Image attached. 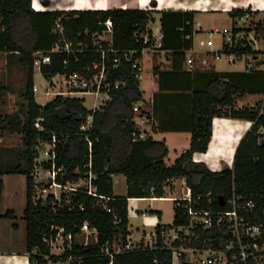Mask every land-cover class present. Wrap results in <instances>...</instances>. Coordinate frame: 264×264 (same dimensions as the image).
Returning <instances> with one entry per match:
<instances>
[{"label":"trees","instance_id":"trees-1","mask_svg":"<svg viewBox=\"0 0 264 264\" xmlns=\"http://www.w3.org/2000/svg\"><path fill=\"white\" fill-rule=\"evenodd\" d=\"M50 5V0H43ZM157 6V1L152 0ZM151 9H71V10H36L33 0H0V52L8 55L19 54L20 61L29 68L27 88L23 92L25 103L9 116L10 130L23 134L24 148L16 160L0 165V204L3 196L4 173H23L27 175V205L24 218L27 222V247L31 264H46L54 259L50 244L45 236L55 237L57 230L53 225L64 226L66 232L77 236L82 231L85 221L97 230V241L88 245L77 242L72 253L84 256L83 264H108L110 257L101 255V246L106 241L126 242L129 230L130 198H151L166 196V187L176 177H184L187 186L196 196L202 194L203 207H208L207 193L213 192L214 206L225 207L217 197L225 199L235 192L244 200H253L258 217L262 218L264 210V100L254 106L235 107V97L247 92L230 77L229 72L209 71L210 81L203 89L193 93L192 132L190 146L168 165L165 158L169 148L162 140L148 136L134 139V133H141L136 120L137 111L134 104L143 98L140 81L130 75L131 63L122 60L114 68L109 63L110 80L115 83L120 78H128L126 84L111 91V97L100 107L89 109L83 97L61 96L50 100L45 106L37 101L34 91L33 55L38 50H49L60 40L54 32L56 20L61 17L66 28V35L73 41L74 48L84 51L69 56V64L64 60L67 53H54L51 64L43 67L46 77L58 72L82 70L83 67L100 58L94 49L92 34L106 28L105 22L113 26V46L118 50H138L136 56L143 57L142 49L148 44L143 42V33L152 37L153 29L149 22L153 20ZM244 9L232 11L234 17L242 15ZM161 30L163 45L172 58L168 73L184 71L187 50L193 46V33L196 11L190 9H165L161 13ZM256 33L264 38V17L255 24ZM82 42V47L78 43ZM251 50V46L248 47ZM78 57V59H77ZM155 70L162 76L160 65ZM193 76V71L186 72ZM250 76L260 77L261 83L255 91L264 93V69L244 72ZM161 78V77H160ZM254 89V88H253ZM64 109L63 117L58 112ZM43 114L46 129L39 131L35 120ZM90 114H94L93 128L89 131L93 142L92 151L85 135L79 133L80 126ZM215 116L242 118L252 121L251 128L241 139L233 167L226 165L220 171L211 170L204 162L194 160L196 152H206L213 135ZM57 137L58 167L64 166L65 172L58 174L60 182H79L93 174L92 185L102 198L83 189L63 192L62 200L54 195L46 198L37 196V187L33 175L35 160L41 141H51ZM9 163V165H7ZM50 168L52 162H44ZM123 173L127 177V193L117 195L114 191V175ZM171 186V185H170ZM174 224L189 221L185 213V201L175 199ZM83 207V208H82ZM108 207L111 210H108ZM14 212L7 211L0 217H12ZM159 226L162 223H158ZM219 230H204L202 237L213 235ZM76 239V237H75ZM69 251H67V254ZM155 252L140 250L120 253L115 256L114 264H172L170 254H162L154 262ZM49 256V257H47Z\"/></svg>","mask_w":264,"mask_h":264},{"label":"built area","instance_id":"built-area-1","mask_svg":"<svg viewBox=\"0 0 264 264\" xmlns=\"http://www.w3.org/2000/svg\"><path fill=\"white\" fill-rule=\"evenodd\" d=\"M244 13L235 17V22L230 26L213 27L210 30L211 34H219L220 41L216 48L213 38H200L198 46H193L187 50L186 65L190 70H194L198 65H208L213 58L216 61H225L230 64H244L247 72L255 69H264V49L257 43L263 37L256 33L255 26L249 27L245 22L249 21L253 14V9L244 7ZM106 28L103 31L94 32L92 41L96 47L94 51L100 54V58H96L92 63L83 67L82 70H74L72 72H58L50 77H46L43 73V67L51 64L54 53H67L64 63L69 64V56L78 54L84 51V48H74L73 41L66 35V28L59 17L56 20L54 32L58 33L60 40L56 42L49 50H38L33 55V65L35 71H40L43 77L48 81L46 95L51 96L46 102L41 103L45 106L50 100L61 96L83 97L86 94H94L97 97L105 94V103L111 96V91L114 88H119L126 84L128 78H120L115 83L110 80V71L108 70L109 63L113 62L114 68L121 64L124 59L131 63V77L137 81L143 80L144 70L142 58L136 56L138 50H118L113 46V26L111 21L105 22ZM153 29V28H152ZM194 34V33H193ZM143 42L148 44L142 49V53L165 52L163 45V32L161 26L156 31L153 29L152 37L148 33H143ZM256 42V43H255ZM82 47V42L78 43ZM251 46V50L248 47ZM78 59V57H77ZM34 91L39 90L38 85L34 84ZM255 103L252 104L254 106ZM100 107V106H99ZM98 107H95L96 109ZM134 110L140 115V122L145 121V115L141 110L138 102L134 104ZM94 114H90L86 121L80 126L79 133L86 136L89 143V148L92 151L93 142L90 139L89 131L93 128ZM46 117L41 114L35 120V126L39 131L46 129ZM143 133L139 135L134 133V139L142 138ZM46 144L49 147L46 148ZM39 152L42 150L46 155L44 162L51 161L52 166L43 168L50 176L48 188H57L50 190L48 195H54L53 204L56 200H62L63 192L76 191L83 189L88 193L98 195L102 198L110 199L104 195H99L95 192V187L92 185L93 174L89 173V177L81 179L79 182H60L58 174L65 172L64 166L58 167L57 161V137L53 135L51 141H41L39 143ZM35 169L33 175L36 182H42L41 172L39 169V157L35 160ZM84 181L85 183H81ZM48 190L47 187L44 189ZM188 193L183 196H164L154 198H170L185 201V213L188 215L189 221L183 224H162L155 225L154 228L146 230L138 239L127 237L126 242L121 241H106L101 246V255L110 257L108 264H114V259L117 254L151 250L155 252L154 262H158L162 254L168 253L172 258V264H264V210L262 218L258 217L256 204L253 200H244L242 195L233 193L231 197L225 199L218 196L217 199L221 205L225 207L217 208L214 206L213 192L207 193L206 201L208 207L202 206L204 196L202 194L194 195L192 189L188 187ZM47 195V196H48ZM46 196V197H47ZM44 197V198H46ZM223 198V203H222ZM83 208V207H82ZM108 210H111L108 207ZM145 216L146 213L143 212ZM53 229L57 230L55 237L45 236V240L50 244L58 247L61 251L53 253L55 264H83L84 256L76 255L71 252L73 245L76 244V239L80 233L86 234V241L81 244H90V235H94V240L97 241V230L91 227L88 221H85L82 226V231L75 236L71 232H66L64 226L53 225ZM204 230H219L213 235L202 237ZM62 240V242H61ZM60 242V243H59ZM92 243V242H91ZM67 251L69 253L67 254ZM49 257V256H47Z\"/></svg>","mask_w":264,"mask_h":264},{"label":"crops","instance_id":"crops-1","mask_svg":"<svg viewBox=\"0 0 264 264\" xmlns=\"http://www.w3.org/2000/svg\"><path fill=\"white\" fill-rule=\"evenodd\" d=\"M157 7H154V16H158L160 26H161V13L165 9H190L196 11L195 24H194V44L196 48V34L197 32L208 31L213 27L205 29L202 21L200 20L199 13H207L211 11H221L227 12L232 16V24L235 22V17L232 15V11L238 8L248 7L253 9L252 18L255 22L264 17V0H156ZM53 0H50V5H44L41 0H33V7L36 10H70V9H113V8H131V9H147L152 5V0H76L72 3H63L58 8L51 6ZM255 17V18H254ZM231 24V25H232ZM158 26V27H160ZM156 31L157 27H153ZM219 34H217L218 36ZM210 33V37L212 38ZM215 45L213 48L218 46L220 41L219 38H214ZM6 54L5 58L0 60V65L4 64L7 66L9 64V57L6 52H0V54ZM146 53V52H145ZM145 53L142 57L143 70L145 72ZM151 53V52H150ZM155 62L152 66V76L149 82L144 85L143 81L140 82V87L143 92V98L138 101L142 112L145 115V121L140 122V115L137 114L136 120L139 122L141 132L143 133L142 139L152 136L154 139L162 140L166 143L169 148V153L165 160L168 165L175 162L178 156L184 152L191 143L192 132L189 130L192 121V103H193V93L196 89H203L207 86L210 81L209 71L217 72H229L230 77L227 79L233 80L238 85L243 86L247 91L240 93L235 97V107L242 108L245 106H251L253 103L264 100V93L262 92H251L255 91L259 87L261 80L260 77L250 76L244 72H247L244 68V64H234L233 66L224 65V61H216L211 59L208 65H198L194 70L187 68L186 61L184 62V71L180 73H168L172 65V58L167 51L152 53ZM155 64L160 65V70L162 76L155 70ZM262 69V68H260ZM188 71H193V76L186 73ZM9 79V73H7ZM161 77V78H160ZM254 88V89H253ZM24 92V91H23ZM22 92V94H23ZM37 92H35L36 95ZM11 91H9L7 86H3L0 89V112L1 109H5L6 104L10 107L11 101ZM24 97V96H23ZM37 97V95H36ZM25 103V101H24ZM23 103V104H24ZM4 111V110H3ZM18 111V110H17ZM16 112V111H15ZM12 113L1 114L0 113V128L9 129L8 121L9 116ZM252 121L242 118H233L226 116H215L213 119V135L209 144V148L206 152H196L194 154V160L197 162H204L213 171H220L226 165L233 167L234 159L238 145L246 134V132L251 128ZM12 131V130H10ZM18 132V131H14ZM1 138H3L1 136ZM172 143V144H171ZM179 143L181 147L179 149V155L175 158L174 162L170 163L169 157L172 150V145ZM10 152L7 147H0V165L4 162H9L12 160L5 153ZM21 152V151H20ZM19 152V153H20ZM18 153V154H19ZM48 174V173H47ZM42 175V174H41ZM20 176V177H18ZM21 176L26 177V187L23 190L19 185H22L23 179ZM119 176V178L124 179L126 183V190L124 194L127 193V177L123 173L115 174L114 178ZM50 178L49 174L47 175ZM4 187L3 196L0 204V214L4 215L7 211L12 210L14 213L15 208L9 207L7 210L1 208L4 199L5 192H9L10 196L14 201H19L23 203L22 197L19 196V192L24 193L27 197L28 179L27 175L23 173H4L3 174ZM174 180V179H173ZM41 184V183H40ZM52 189H55L52 187ZM114 191L115 181H114ZM22 195V194H20ZM119 195V194H117ZM145 198H130V202L134 200H142ZM151 200L156 199L154 197ZM26 207V206H25ZM24 207V209H25ZM17 214V213H15ZM22 215V214H21ZM17 216H19L17 214ZM146 216V215H145ZM11 220H8V219ZM12 217L2 216L0 217V264H31L30 262V252L27 247V227L21 231V223L14 224L11 223ZM160 220V214H154L151 217H147V225H151L152 228L156 224L162 223ZM164 224V223H162ZM27 226V223L25 224ZM12 226L14 227L12 229ZM150 229H140V236ZM130 230L128 235L134 239V231ZM21 231V234H17ZM23 233V234H22ZM138 239V238H137ZM135 240V239H134Z\"/></svg>","mask_w":264,"mask_h":264},{"label":"rangeland","instance_id":"rangeland-1","mask_svg":"<svg viewBox=\"0 0 264 264\" xmlns=\"http://www.w3.org/2000/svg\"><path fill=\"white\" fill-rule=\"evenodd\" d=\"M75 1L76 0H53L51 6L54 8H58L63 3L68 4V3L75 2ZM41 2L44 4L43 0H41ZM154 7H157V6L151 5L150 8H147V9H151L152 11L151 15L153 18V20L149 22V26L152 28L153 27L158 28V26H160V22H159L158 16H154ZM199 16H200V20L202 21V24L205 29L213 27V26H220L221 28H223L225 26H230L232 24V16H230V14L227 12L211 11L207 13H199ZM252 16L254 15L252 14ZM245 23L249 27H253L256 24L255 19H253L252 17L249 21ZM212 36L214 38H217V37L219 38L220 35L217 36V34L214 33L212 34ZM209 37H210V33L208 31L197 32L196 39H195L197 42V46H198V40L200 38H204L207 40ZM257 44L262 49H264V39L261 38ZM5 56L6 54L4 53L0 54V60H2V58L4 59ZM8 57H9L8 58L9 64L7 66V69L4 64L0 65V89H2L4 85L7 86L13 96H11L12 98L9 103L10 107H8V105L6 104L5 109H3L4 111L1 109L0 113L3 115L8 114L9 112L14 113L15 111L19 110L22 104L24 103V101H26L25 98L23 97L22 92L25 91V89L27 88V82H28V77H29V68L28 66H25L21 63L19 54L14 53L12 55H8ZM154 62H155V58L153 54L150 52H146L145 59H144L146 69L144 72V78L142 80L144 82L143 83L144 85H146V82H149L151 79L152 66L154 65ZM223 63L224 65H230V66L234 65V64L227 63L225 61ZM7 73H9V79L7 77ZM34 81L39 87V90L36 93L37 101L40 103L46 102L51 97V96H47L45 93L46 88L48 86V81L43 77L40 71H35ZM83 98H85L84 100L85 105L89 109H93L95 107H99L102 104H104L103 100L106 98V95L101 94V96L97 97L94 94H86V95H83ZM1 136L3 138H1ZM24 146L25 144L23 141V134H21L20 132L10 131L9 129L5 130V129L0 128V147H7L10 149V152H7L5 154L8 155V157L12 158L11 161L16 160L18 153L24 148ZM44 146H46L47 148L49 147V144H46ZM171 148L172 150H171V154L169 157L170 163L174 162L177 155H179V149L181 147L179 146V143H175L172 145ZM38 157H39V161H41L39 164V169H40V172L42 171L41 172L42 182H40L41 184L37 187V196L39 197L41 196L44 198L48 195L50 190H55L57 188L55 189L48 188L49 183H50V178L48 179L47 172L43 168H41L42 163H44V161L46 160V155L44 154L42 150L38 154ZM6 163L7 162H4L3 165H6ZM7 165H9V163ZM21 177L23 179V183L22 185H19V186H22L21 188L25 190V187H26L25 185L27 182L26 177L24 176H21ZM114 181H115L116 193L119 195L124 194L126 190V183L124 179H121L119 178V176H117L114 178ZM81 183H85V182L81 181ZM170 185L166 187V196H183L189 192L187 181H186V178L184 177L174 178V180H172ZM46 187L48 190L45 191L44 189ZM8 194L9 192L6 191L5 199H4V202L1 208L4 210H7V208L9 207H14L15 210H17L15 211V213H17L19 216H17V214L14 213V215L12 216L13 219L11 223H13L12 224L13 226L16 223L18 224L21 223V228H22L21 231L23 232L25 227H27L25 225L27 222L24 218V212H25L24 207L27 205V197L24 193H21V192L17 193L18 197L21 196L23 200V203H20L19 201H14L10 196H8ZM175 206H176V202L174 201V199H170V198H164V199L156 198L153 200H151L150 198H145L142 200H134L130 202L129 204V209H130L129 228L134 231V239H137L140 236V231H138V227L142 230L150 229L152 227L151 225H147L146 220H147V217L152 218L154 214H157V215L160 214V220H159L160 222L164 224H172L174 222V217H175ZM143 212L146 213V216L143 215ZM8 220H11V219L9 218ZM13 226H12V229L14 228ZM21 231H18L17 234L18 235L21 234ZM86 239H87L86 234L80 233L76 237V242L83 243L84 241H86ZM94 239H95L94 235H90L89 242L90 243L93 242ZM52 251L53 253H59L61 250L55 245H52ZM46 264H55V262L53 261V259H50Z\"/></svg>","mask_w":264,"mask_h":264},{"label":"water","instance_id":"water-1","mask_svg":"<svg viewBox=\"0 0 264 264\" xmlns=\"http://www.w3.org/2000/svg\"><path fill=\"white\" fill-rule=\"evenodd\" d=\"M65 110L64 109H61L59 112H58V115L60 116V117H63L64 116V114H65ZM222 203H223V198H222Z\"/></svg>","mask_w":264,"mask_h":264}]
</instances>
